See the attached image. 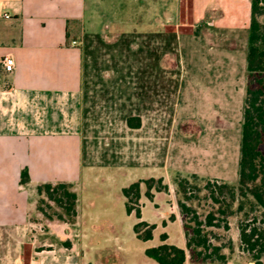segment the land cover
Masks as SVG:
<instances>
[{
	"label": "crops",
	"instance_id": "crops-1",
	"mask_svg": "<svg viewBox=\"0 0 264 264\" xmlns=\"http://www.w3.org/2000/svg\"><path fill=\"white\" fill-rule=\"evenodd\" d=\"M190 2L187 10L184 0V30H129L112 38L107 25L95 18L90 0H0V264L107 263L102 230L117 229L123 215L116 219L109 201L97 205L92 197L82 207L79 188L84 170L113 166L120 172L119 164L127 156L142 160L132 138L130 149L114 146L115 153L107 159L92 161L84 134L98 96L107 103L101 105L106 114L112 111L114 117L124 118L123 130L129 135L143 128V112L164 97L182 110L184 127L193 128L184 129V174H174L238 181L252 0ZM260 20L264 22V16ZM145 48L154 52L143 67L135 56ZM173 52L180 56L176 69L167 66ZM5 56L15 59L13 72L5 71L1 63ZM102 63L117 74L111 81L102 76ZM132 117L140 118L139 128L129 126ZM222 124L227 129H219ZM202 127L213 128L218 140L221 135H234L232 160L221 158L212 137L207 143L200 136ZM174 135L159 148L155 160L147 162L158 175L139 181L163 178L169 184ZM24 168L30 176L26 185L21 184ZM60 182L72 184L78 194V216L74 224L49 220L44 236L37 188ZM146 191L142 184L138 221L156 225L153 239L160 229L159 245L162 234L168 236L166 243L175 245L170 233L173 223L162 226L167 214L161 206L162 193H154L150 200ZM124 200L126 204L125 196ZM182 237L186 249L185 229ZM120 247L118 254L127 256ZM143 264L158 263L148 258ZM185 264L203 263L193 261L188 251Z\"/></svg>",
	"mask_w": 264,
	"mask_h": 264
},
{
	"label": "rangeland",
	"instance_id": "rangeland-1",
	"mask_svg": "<svg viewBox=\"0 0 264 264\" xmlns=\"http://www.w3.org/2000/svg\"><path fill=\"white\" fill-rule=\"evenodd\" d=\"M90 1L91 4L89 7L92 9L95 18L99 21V24H103L104 26L107 25L108 34L112 38L117 37L122 31L129 30H184V0ZM190 1L191 0H188L187 10L191 8ZM101 21L104 22L101 23ZM175 40L176 38L173 37V41ZM174 46H176V42H174ZM153 52L154 50L145 48L144 52L139 53L135 58L144 67V65L149 64L148 59ZM111 56L112 53L109 52V57ZM177 59L180 60L179 53L173 52L170 59L168 58L167 60V66L176 69L178 67ZM101 65L104 66L102 69V76L105 77V79H110L109 81H111L117 76L115 72L110 70L111 68L108 64L102 63ZM112 65L113 63L111 64L110 62V66ZM143 72L144 71H142V73ZM99 74H101V71H99ZM173 75L174 77L176 76L175 73ZM250 83H252L253 88L257 87L255 77H248V85ZM100 98L101 97L98 96L97 103L91 110L92 116L87 119V130L84 134L92 161H98L101 158L107 159V155H112L111 153L114 152V150H112L114 146H116L117 149H130V145L128 144L132 142V140H130L132 138L135 139L133 140L135 143L134 148L138 149L137 151L142 160L137 162L138 159L135 160L133 157L127 156L126 159L119 164L121 166L123 165V171L120 172L113 166H97L84 170L83 181L79 188L83 197L82 207L85 209L89 205L88 199L92 197L97 205L109 201V205L114 209L113 217L116 219L120 218L119 215L121 212L123 215V219H119L120 224L116 226L117 229L112 230L111 228H105L102 230L104 238H101V240L105 247V255L108 256V261L105 264H143L148 259L144 253V249L160 244V229L155 231V238L149 243L140 241L136 238L133 227L139 221L136 215L130 216L127 214L122 188L129 187L132 183L139 181L141 178L158 175V170L151 169V164L149 165L147 162L155 160L156 154L162 151V149L159 148L163 147L166 141H169L174 134V143L171 150L173 169L169 177V190L167 192H160L162 193L161 206H164L167 211L166 222H163L162 226L165 227L167 222L173 223L170 227L172 242L178 247L184 248L182 231L184 232L185 229V232H193V228L196 225L194 221L195 215L199 217V221L206 222L207 217L210 214H214L216 218L214 223H218L221 227H207L206 232H208L214 244L228 246L229 243L232 242V249L226 247L223 250L228 257L227 264H256L249 254L241 250L240 240H238L239 222L244 220L248 221V223L253 222L254 219L258 217L257 225L264 227L263 209L253 204L254 198L252 196L248 195L247 197H242L238 195L231 207V209L235 211L234 215L226 217L220 211L227 209V206L230 205V191L225 190L222 194L217 193L216 197L219 199L220 203H216L211 198L210 192L205 188L209 181L217 184L226 182L216 179L200 180L199 178H191L190 182L196 188L190 190L189 195H191L192 198L187 202V205L191 206L196 213L187 215L181 213L178 201H185V197L174 182V173L180 172L184 174V129L189 132L193 130L190 126L184 127L182 110H176L172 102H165L164 97H159L155 104L150 107L149 111L143 112L145 115L142 118L144 122L143 128L134 133L130 132L134 135H129V132L123 130L124 118L114 117L112 111H110L111 114H106L107 111L103 109L101 105L104 106L107 105V103H101ZM182 100H184L183 96ZM181 104L184 106V102ZM102 114L103 116H101ZM218 128L221 130L227 129L224 124H222V126L219 125ZM212 129L213 128L202 127L200 136L205 138L206 142H209L207 137H212V145L218 147L215 151L221 153V158L224 156L228 160H232L235 154L234 135H221L218 140ZM225 139L228 144H225ZM260 150L264 155V135ZM177 166H180L181 169H178ZM88 177H92V180L89 181ZM164 183H166L165 180ZM227 184L237 185L238 181L234 184ZM154 193L156 192L154 191ZM39 201L40 199L38 203ZM240 206L243 207L241 211H239ZM43 207L47 209L48 213H52V210L48 209L45 205ZM173 216L175 217L174 220H172ZM40 217L42 219H39V221L43 223L41 232H44L45 234L43 235L47 236L48 234L46 233H48V228L46 223H48L49 220L42 214ZM33 218L37 221L34 216ZM115 218H110L109 220L113 219V221H116ZM54 222L58 223V220ZM226 223L229 225V230L224 229ZM115 236L119 238L118 241ZM119 247L122 250L124 249L127 256L125 254L123 256L120 253L118 254L117 250ZM127 251H131L134 255H131ZM189 253L190 255L192 254L191 251H189ZM262 264H264V256Z\"/></svg>",
	"mask_w": 264,
	"mask_h": 264
},
{
	"label": "trees",
	"instance_id": "trees-1",
	"mask_svg": "<svg viewBox=\"0 0 264 264\" xmlns=\"http://www.w3.org/2000/svg\"><path fill=\"white\" fill-rule=\"evenodd\" d=\"M264 16V0H252V21L249 29L247 70L248 77H255L256 88L252 83L247 86L246 97L244 100L242 137L240 143L239 160V179L237 185L227 183H213L209 181L206 190L210 192L211 198L220 203L216 197L217 193L222 194L225 190L230 191L231 203L227 209L220 211L226 217L234 215L235 211L231 209L237 196L254 198V203L264 212V155L260 150L264 135V22L260 18ZM128 124L132 128L141 126L140 118H129ZM197 178V177H193ZM30 182V176L27 168L21 173V184L26 185ZM174 182L179 191L184 195V200L178 201L181 213L184 215L196 213L187 202L192 196L189 192L196 188L190 182V179L183 177L179 173L175 174ZM142 184L147 188L146 196L153 200L155 192H167L169 186L164 183L163 178H150L132 183L129 187L123 189V195L126 198L127 214L133 212L140 219L142 217L140 209V200L142 198ZM41 196L38 203V210L47 217L48 220H59L68 224H74L78 216V194L73 190L70 183H43L37 188ZM52 210L48 213L47 209ZM243 207H239V211ZM175 217H172L174 220ZM258 217L253 222L244 220L239 222L240 248L243 252L249 254L256 264H262L264 256V227L257 225ZM214 214H210L206 222L199 221L195 215V227L193 232L186 231L187 248H180L176 245L166 243L167 234L161 235L162 244L157 247L147 248L145 254L148 258L158 264H185L188 258V251H191V258L198 263L203 264H227V254L223 252L226 247L232 249V242L226 245H217L212 242L207 227H221ZM226 221V220H225ZM264 222V221H263ZM156 225L140 221L134 226V232L138 239L149 241L153 239V232ZM225 230H229V225H224Z\"/></svg>",
	"mask_w": 264,
	"mask_h": 264
},
{
	"label": "built area",
	"instance_id": "built-area-1",
	"mask_svg": "<svg viewBox=\"0 0 264 264\" xmlns=\"http://www.w3.org/2000/svg\"><path fill=\"white\" fill-rule=\"evenodd\" d=\"M75 43V42H74ZM2 65L6 72H13L15 68V59L12 56H5L2 59ZM37 264V263H35Z\"/></svg>",
	"mask_w": 264,
	"mask_h": 264
}]
</instances>
